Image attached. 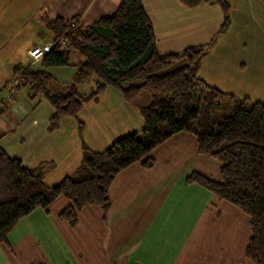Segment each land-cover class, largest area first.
<instances>
[{"label":"crops","instance_id":"0c3cea01","mask_svg":"<svg viewBox=\"0 0 264 264\" xmlns=\"http://www.w3.org/2000/svg\"><path fill=\"white\" fill-rule=\"evenodd\" d=\"M119 1L0 0V95L13 68H43L41 60L33 62L28 55L33 45L40 44L38 40L48 42V30L40 21L43 14L49 20L78 16L80 25H88L112 15ZM227 1L232 6L231 25L209 50L197 77L239 98L262 101L264 58L249 55L244 44L254 40L255 34L263 33L256 26L250 36L242 35L249 27L241 33L246 21L239 19V11L234 7L241 6L242 0ZM243 1L246 5L247 0ZM245 5L241 8L243 16ZM143 8L152 21L160 54L209 41L222 21V10L215 0H205L193 8L179 0H143ZM38 9L43 10L41 15ZM32 28L33 37L38 39H24L23 36L30 37L27 31ZM16 31L20 45L10 40ZM81 61L80 55L71 51L67 66L47 68L52 74L48 82L50 91L65 92ZM184 63L180 60L172 68ZM94 81L91 78L80 84V92L89 93ZM142 83L137 79L132 83L123 81L120 89L107 86L96 101L84 103L76 116L61 117L53 130L48 129L53 113L51 104L41 95L31 99L28 87L21 88L15 101L0 113V151L27 167L48 162L44 180H51L47 185L50 186L62 176L74 173L79 165V124L84 144L95 151L141 130L143 120L138 109L150 103V92L142 90L136 98L126 101L121 90ZM150 154L155 159L151 168L138 161L118 173L109 188L111 207L106 220L102 219L99 206L87 205L79 212L76 226H69L58 218V213L69 204L67 198L60 196L48 211L37 208L15 224L7 242L0 244V264L211 263L214 254L209 255L202 245L208 238H194V234L209 212L212 221L221 214L213 210L215 200L211 192L186 184L184 178L197 171L218 179L220 162L198 153L195 138L186 132L172 135Z\"/></svg>","mask_w":264,"mask_h":264},{"label":"trees","instance_id":"16d2710c","mask_svg":"<svg viewBox=\"0 0 264 264\" xmlns=\"http://www.w3.org/2000/svg\"><path fill=\"white\" fill-rule=\"evenodd\" d=\"M179 1L189 8L204 2ZM215 3L222 10L216 34L205 43L165 54L157 51L143 0H120L112 15L88 25H80L78 16L69 20L41 16L53 40L63 35L68 48L59 46L46 53L41 59L42 69L13 68L11 78L20 77V87H28L31 99L41 95L51 104L49 130L61 117L76 116L84 103L96 101L107 86L120 89L123 81H143L140 86L121 90L126 101L142 90L150 92L151 100L138 109L143 120L141 130L116 139L103 150L95 151L84 144L79 124V165L74 173L50 186L44 183L48 162L27 167L0 151V244L7 242L20 219L37 208L48 211L60 196L69 204L58 218L69 226H76L79 212L87 205L99 206L106 220L111 207L109 188L118 173L138 161L151 168L155 164L151 151L172 135L186 132L195 138L198 153L213 157L220 167L218 179L191 171L184 182L203 187L248 216L250 233L243 254L252 264H264V101L239 98L197 77L209 50L231 25V5L225 0ZM71 51L80 55L81 64L65 92H51L48 82L52 74L47 68L67 66ZM180 60L184 65L172 68ZM91 78L95 79L91 91L82 94L79 85Z\"/></svg>","mask_w":264,"mask_h":264},{"label":"rangeland","instance_id":"374dc122","mask_svg":"<svg viewBox=\"0 0 264 264\" xmlns=\"http://www.w3.org/2000/svg\"><path fill=\"white\" fill-rule=\"evenodd\" d=\"M225 1L228 2L227 0ZM251 1L252 0H247V4L245 5V2L242 0L241 6H234L235 10L239 11V19L246 21V25L242 26L241 33L244 32L246 27H249V30L245 34H242L247 35L248 37L250 36V33L254 30V28L258 26L261 29L260 31L264 35V0ZM244 5L246 7L245 16H243L242 13L243 9L241 10ZM37 13H40L41 15V13H43V10L38 9ZM34 32L35 28L28 30L27 33H29L30 37L23 36V38L33 39ZM47 33L48 41H52V33L50 31H47ZM237 34L239 36H242L238 30ZM263 35H261L260 33L255 34L254 40H248L247 43L244 44L246 45V51L249 55H254L257 58H264ZM18 38L19 37H17L16 31L11 35L10 40L17 45H20V40ZM38 41H40V44L43 43V40ZM251 41L252 43L249 44V42ZM6 88L3 90L4 92H6ZM50 181L51 180L46 178L44 180L45 185H49L48 183ZM213 198L215 200L212 204L213 210L219 211V213L221 214L220 218L216 221H212L210 218L211 213L209 212L208 215L205 216L203 222H201L202 224L200 225L197 234H194V238H208V242L206 244L202 242V245H205L209 255L211 253L214 254V257L211 259L212 262L209 264H252L250 261H248V259L245 258L243 254V249L247 241V237L250 233L248 216L226 201L218 199L215 196H213Z\"/></svg>","mask_w":264,"mask_h":264},{"label":"built area","instance_id":"2783aa9c","mask_svg":"<svg viewBox=\"0 0 264 264\" xmlns=\"http://www.w3.org/2000/svg\"><path fill=\"white\" fill-rule=\"evenodd\" d=\"M70 24L74 25L75 22L72 21ZM59 46L61 48H68V41L63 35L59 36L57 39H54L52 41L33 45L28 50L29 58L33 62L40 61L46 53L50 52L51 50ZM21 83L22 80L18 75H14L11 78V80L7 85L6 92L0 95V113L5 111L6 108L15 101L18 92L20 91Z\"/></svg>","mask_w":264,"mask_h":264}]
</instances>
